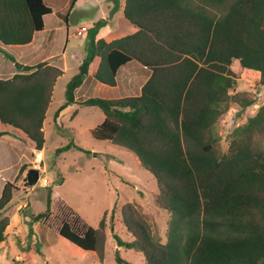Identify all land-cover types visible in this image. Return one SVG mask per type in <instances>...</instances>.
I'll list each match as a JSON object with an SVG mask.
<instances>
[{
	"label": "trees",
	"instance_id": "obj_1",
	"mask_svg": "<svg viewBox=\"0 0 264 264\" xmlns=\"http://www.w3.org/2000/svg\"><path fill=\"white\" fill-rule=\"evenodd\" d=\"M76 1L71 0L70 10ZM199 1L126 0L124 15L138 30L111 42L92 43L68 83L66 103L56 119L76 103L75 92L95 58H100L95 77L110 86L131 61L149 68L151 76L139 95L79 102L105 114L91 129L92 137L135 155L157 181V207L171 215L163 237L134 203L126 202L120 214L130 239L115 234L117 245L141 252L145 264H264V152L254 141L257 133H264V103L259 105L258 96L247 91L233 92L239 75L232 68L237 60L244 69L259 72L257 85L264 90V0H234L220 14L207 5L223 6L227 0ZM53 11L48 0H0V43L32 42ZM15 67L13 77L0 78V121L43 150L47 111L64 71L48 62H16ZM233 105L239 108L236 119L246 114V122L221 136L217 127ZM73 147L69 142L58 152ZM31 169L23 166L17 180L4 186L0 243L11 224L3 212L19 190L18 179ZM23 180L30 186L27 176ZM47 203L37 221L50 216V196ZM73 218L62 220L60 236L104 261L107 213L98 228L79 215ZM116 261L134 264L119 251Z\"/></svg>",
	"mask_w": 264,
	"mask_h": 264
},
{
	"label": "rangeland",
	"instance_id": "obj_2",
	"mask_svg": "<svg viewBox=\"0 0 264 264\" xmlns=\"http://www.w3.org/2000/svg\"><path fill=\"white\" fill-rule=\"evenodd\" d=\"M195 1L200 3L199 0ZM233 1L227 0V4L223 6L207 5V9L218 14L222 11L224 13L228 4ZM86 2L88 5L82 1L70 14L68 31L65 15L69 6L58 8L61 11L60 14H57L58 10L55 7V14L47 16L48 26L53 29L47 34L46 39H38L42 43L45 41L46 46L50 45L51 40L52 50L60 54L66 64L65 72L56 85L53 108L46 120L44 151L41 150V156L37 158L35 150L32 157H29L31 162L26 163L39 169L38 162H41L40 176L47 178L48 183L41 185L38 182L35 185L26 186L23 180L29 174L26 170L18 179L19 190L15 191L11 203L3 212V215L11 217L13 225L7 230L6 240L0 244V264H17V262L25 264H117V251L123 258L134 264H145V258L141 252L119 247L114 238V235L118 234L123 239H130V234L122 225L120 214V209L126 202L134 203L152 223L153 228L157 229L163 237H167L171 215L156 205L158 184L153 175L140 165L139 160L130 151L109 142L97 141L92 137L91 129L103 122L105 114L95 106L77 105L74 108L79 109V113L75 117L64 115L63 125L61 122L57 125L54 122L53 114L61 103H65L68 83L78 73L79 66L88 57L92 50V43L101 38L99 36L114 40L138 30L134 24L124 18L121 26L111 31L107 30L109 32L106 33L105 29L103 34L100 33L94 21L98 15L103 16V12H109L106 7L107 0H100V5L96 8L91 6L93 0H86ZM105 23L104 20L101 21V29L106 27ZM84 26L88 31L82 29ZM11 54L15 55L12 50L6 51L5 54L0 51L3 63L0 76L3 79L10 78L14 71L17 72L11 56H8ZM98 64L99 60L95 58L91 62L90 70L95 69ZM57 65L61 67L62 63L58 61ZM232 68L239 75L233 92L247 91L258 96L259 105L264 103V90L257 85L259 80L257 72L244 69L237 60L234 61ZM126 76L123 70L121 82L126 79ZM94 84L95 82L83 89L82 95L107 99L116 96L113 93L114 90L102 89L101 85L97 89ZM237 110L239 111L238 106L233 105L228 115L221 119L217 127L219 135L224 136L235 126L246 122V114L241 119H236ZM2 131L9 132L6 133L4 139H0V150L10 139L14 144H22L26 149L28 148L26 137L20 131L7 128L0 123V132ZM254 141L255 148L264 152V133H257ZM69 142H74L76 147L58 152L59 148L66 146ZM13 143L10 144L12 151H14ZM17 160L18 157L11 152L5 161L0 160V198L5 184L4 180L14 182L17 180L15 174L18 176L23 169V166L19 167L20 163L17 164ZM49 196L52 199L50 216L37 221V216L48 208ZM106 213L108 241L107 257L104 261L96 252L85 251L58 233V226L63 219L72 221L75 215H79L89 226L98 228Z\"/></svg>",
	"mask_w": 264,
	"mask_h": 264
},
{
	"label": "crops",
	"instance_id": "obj_3",
	"mask_svg": "<svg viewBox=\"0 0 264 264\" xmlns=\"http://www.w3.org/2000/svg\"><path fill=\"white\" fill-rule=\"evenodd\" d=\"M48 1L54 7V11H53L52 14H49L47 16L55 14V7L58 10V12L56 11L57 14L58 13L60 14V12H61L59 10L60 8H62V7L66 8V7L69 6L67 14L65 15V18H66L67 22L69 21L70 14L73 11L76 10V8L78 7V4L82 3V1H84V3L87 4L86 0H77L75 5H74V7L70 10L71 0H48ZM106 4H107L106 7H107L109 12H103V16H99L98 15V17H96L95 21H94L95 27L99 28L100 29L99 32L102 33V34H103L105 29H106L105 30V33H106V32H109L107 30L111 31L112 29H115L118 26H121L122 22H123V19L126 18L125 15H124V9H125V5H126V0H107ZM99 5H100V0H93V2L91 3V6L95 7V8L99 7ZM69 11H70V14L68 15ZM47 16H45V28H44V30L36 32L32 42H30L28 44H25V45H10V46H4V45H2L0 43V51L2 53L5 54V52L9 51V50H12L14 52L15 55H13V54L10 55L12 57L11 59L13 60L14 65H15L16 62H18V63H20L22 65H28V66H36V65H38L40 63H43V62H48L51 65H57V62L60 61L62 63L61 68L63 67L62 68L63 71H64V69H66V67H65V65H66L65 64V59L61 58L60 54H57L56 52H54L52 50V45L53 44H52L51 40H50V45H47V46H46V42L45 41L42 43V42H39V40H38L39 38L43 39V40L46 39L47 38V34H49L51 32V30L53 29L52 27L48 26ZM102 20H104L106 22L105 23L106 27L101 29L100 24H101ZM69 26H70V23L68 22L67 23V31L69 30ZM82 29L83 30H87L85 28V26L82 27ZM99 37H101V38L96 39L95 42H98L100 39H105L104 36H99ZM120 38H122V37H120ZM68 39H69V35H68ZM116 39H118V38H116ZM105 40L107 42L113 41V39H111V38H109V39L107 38ZM50 46H51V48H48ZM7 53L10 54L9 52H7ZM97 59L99 60V64H100V58H97ZM99 64H98V66L95 69H92V70L89 71V74L85 78L83 84L76 90V92H75L76 103L71 105V106H69V107H67L66 109L62 110L60 112V114H59V117L56 119V113L58 112L60 107L66 103V101H65L64 104L61 103L58 106L55 114H53L54 122H55L56 125L59 124V122H61V124H62V122H65V120H63L64 119L63 118L64 115L71 116V118L75 117L79 113V109H75L74 107L79 105L80 101L96 97V96H89L88 97V96L82 95L83 89H85L87 86H91L94 82H95L94 86H96L97 89L99 88V85H101L102 89L103 88H110V90H114L113 93L116 96L114 98L111 97V98H108V99H119V98H122V97H125V96L139 95L141 93V90H142L143 86L146 84V82L149 80V78L151 76V70L149 68H147L146 66H144L140 62L134 60V61H131V62L127 63L126 65L122 66L119 69V71L117 73V84L115 86H110V85H107V84H104V83L100 82L95 77V72L97 71V69L99 67ZM2 66H3V63H2V60L0 58V68ZM80 66H79V68H80ZM90 69H91V67H90ZM123 70L125 72V76H126V73H128V74L126 76V79H124V81L121 82V74H122ZM246 70H248V69H246ZM248 71L257 72V71H254V70H248ZM16 73L17 72L14 71L13 74L11 75V77H13ZM257 74H258V76L260 78V73L257 72ZM0 78H1V76H0ZM58 81L59 80H57L56 85H57ZM96 82H99V83H96ZM96 84H98V85H96ZM56 85L54 87V92H55V89H56ZM106 91H108V89H106ZM54 92H53V95H52V100H51L49 109L47 111L46 120H48L47 117L49 116V112L53 108ZM46 120H45V123H44L45 136H46V124H47ZM0 123L2 125L6 126L7 128H10V129L14 128L12 126L3 124L1 121H0ZM18 131H20V130H18ZM7 132H9V131L0 132L1 133L0 139H4ZM21 133L26 137V142L28 144V148L26 149V147L22 146V144L21 145H19V144L17 145L16 143L14 144L12 142L13 140L10 139L9 142L4 146V148H2L0 150V160L4 159V161H5V158L7 159V157L9 156V154L11 152V153H13L14 156L18 157L17 164L20 163L19 167L25 166V165H27L26 163L31 162V161H29L30 160L29 157L31 158L32 155H33V152L35 150L37 151V149L33 146L31 140L23 132H21ZM11 143H13L14 151H12L11 148H10V144ZM38 151H41V150H38ZM42 151H44V149ZM30 152H31V155H30ZM24 161H26V162H24ZM35 167L34 168L32 167V169H37ZM15 177H17L16 174H15ZM8 181L9 180H4V183L6 184V182H8ZM5 184H4V186H5ZM2 193H3V190H2ZM12 225H13V223L11 222V224L9 225L7 230H9V228Z\"/></svg>",
	"mask_w": 264,
	"mask_h": 264
},
{
	"label": "water",
	"instance_id": "obj_4",
	"mask_svg": "<svg viewBox=\"0 0 264 264\" xmlns=\"http://www.w3.org/2000/svg\"><path fill=\"white\" fill-rule=\"evenodd\" d=\"M40 179V171L37 169H32L28 174V180L30 185H35Z\"/></svg>",
	"mask_w": 264,
	"mask_h": 264
},
{
	"label": "built area",
	"instance_id": "obj_5",
	"mask_svg": "<svg viewBox=\"0 0 264 264\" xmlns=\"http://www.w3.org/2000/svg\"><path fill=\"white\" fill-rule=\"evenodd\" d=\"M229 112H230V111H229ZM229 112H228V113H229ZM236 112H238V110H237ZM227 115H228V114H227ZM235 115H236V114H235ZM224 120H225V119H224ZM224 120H223V121H224ZM35 154H36L37 158H40V156H41V152H40V151H38V150L35 151ZM40 165H41V162H38V168H39V169H41V168H40ZM38 182H39L41 185H46V184L48 183V180H47V178H45V177H43V178L40 177V179H39Z\"/></svg>",
	"mask_w": 264,
	"mask_h": 264
},
{
	"label": "clouds",
	"instance_id": "obj_6",
	"mask_svg": "<svg viewBox=\"0 0 264 264\" xmlns=\"http://www.w3.org/2000/svg\"><path fill=\"white\" fill-rule=\"evenodd\" d=\"M39 170V169H38ZM41 177V176H40Z\"/></svg>",
	"mask_w": 264,
	"mask_h": 264
}]
</instances>
